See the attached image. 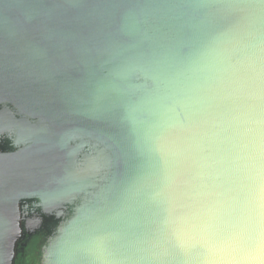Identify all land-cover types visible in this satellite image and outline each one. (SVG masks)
I'll return each mask as SVG.
<instances>
[{
	"label": "water",
	"instance_id": "water-1",
	"mask_svg": "<svg viewBox=\"0 0 264 264\" xmlns=\"http://www.w3.org/2000/svg\"><path fill=\"white\" fill-rule=\"evenodd\" d=\"M14 1L0 0V103L108 149L44 263L264 264V0ZM66 154L0 155V264L12 194L87 186Z\"/></svg>",
	"mask_w": 264,
	"mask_h": 264
},
{
	"label": "flooded vegetation",
	"instance_id": "flooded-vegetation-1",
	"mask_svg": "<svg viewBox=\"0 0 264 264\" xmlns=\"http://www.w3.org/2000/svg\"><path fill=\"white\" fill-rule=\"evenodd\" d=\"M39 2V0H37ZM68 0H42L44 8L51 7L55 11H71V8L66 4ZM19 1L15 0L14 5ZM22 4V2H21ZM38 5L39 3H34ZM137 79L141 85L151 87L148 80H142L140 75ZM8 109L12 112L7 113L0 124V155L8 156L10 158L27 155L39 151H50L57 155L60 161H67L66 151L69 153L73 161V169L83 172L87 169V162L89 159L93 161L97 171L93 174H88L90 177L87 181V186L72 196L66 198H75L77 204L72 208H76L81 202L92 197V193L98 189L99 185L104 183L108 177V164L102 158H98L99 152H106L108 149L95 138L85 134L69 130L66 128H53L49 123L38 118H32L21 114L9 103H0V111ZM32 184L21 194H12L16 197L15 204L19 223V234L13 242V252L11 264H27L31 260H35L39 254L24 249L22 252L18 251V244L23 239L22 221L26 218L27 210L40 201H54L60 199L59 197H52L42 186L35 187ZM40 192V193H39ZM42 192V193H41ZM74 213V212H73Z\"/></svg>",
	"mask_w": 264,
	"mask_h": 264
},
{
	"label": "rangeland",
	"instance_id": "rangeland-1",
	"mask_svg": "<svg viewBox=\"0 0 264 264\" xmlns=\"http://www.w3.org/2000/svg\"><path fill=\"white\" fill-rule=\"evenodd\" d=\"M12 115L8 109L0 111V124L3 122V118L7 113ZM1 132V130H0ZM95 165L91 159L87 162V169L83 174L78 175V182L80 185H87L88 174H93L96 170ZM98 172V171H97ZM94 175V174H93ZM85 181V182H83ZM14 202L16 197L12 196ZM75 198H60L54 201H40L31 206L26 212V218L22 221L23 239L18 244V251L22 252L27 249L33 252L35 255L39 254V257L35 260H29L27 264H45L44 253L49 241L54 239L60 226H64L73 216V206L77 204Z\"/></svg>",
	"mask_w": 264,
	"mask_h": 264
},
{
	"label": "crops",
	"instance_id": "crops-1",
	"mask_svg": "<svg viewBox=\"0 0 264 264\" xmlns=\"http://www.w3.org/2000/svg\"><path fill=\"white\" fill-rule=\"evenodd\" d=\"M98 155H99V156H98L99 159H100V158L103 159V156H102V155H103V152H99ZM103 160H104V159H103ZM105 162H106V161H105Z\"/></svg>",
	"mask_w": 264,
	"mask_h": 264
}]
</instances>
